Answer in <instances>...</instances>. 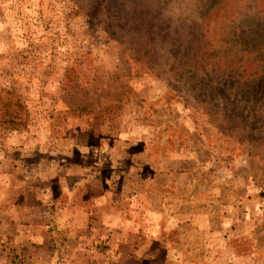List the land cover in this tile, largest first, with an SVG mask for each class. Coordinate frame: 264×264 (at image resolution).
Masks as SVG:
<instances>
[{"label": "rangeland", "instance_id": "374dc122", "mask_svg": "<svg viewBox=\"0 0 264 264\" xmlns=\"http://www.w3.org/2000/svg\"><path fill=\"white\" fill-rule=\"evenodd\" d=\"M0 264H264V0H0Z\"/></svg>", "mask_w": 264, "mask_h": 264}]
</instances>
